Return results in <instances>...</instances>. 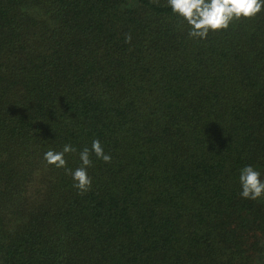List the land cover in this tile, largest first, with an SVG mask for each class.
<instances>
[{
	"label": "trees",
	"instance_id": "trees-1",
	"mask_svg": "<svg viewBox=\"0 0 264 264\" xmlns=\"http://www.w3.org/2000/svg\"><path fill=\"white\" fill-rule=\"evenodd\" d=\"M188 31L166 0H0V264H264L239 183L264 180V9ZM95 139L78 194L44 153L74 170Z\"/></svg>",
	"mask_w": 264,
	"mask_h": 264
},
{
	"label": "clouds",
	"instance_id": "clouds-1",
	"mask_svg": "<svg viewBox=\"0 0 264 264\" xmlns=\"http://www.w3.org/2000/svg\"><path fill=\"white\" fill-rule=\"evenodd\" d=\"M152 2L158 4L159 0ZM166 4L173 14L187 23L189 37L199 39H206L210 31L228 29L233 20L251 19L264 9V0H166ZM125 42H131L130 34H125ZM74 152L76 149L72 145L65 144L62 151L50 149L44 153L43 158L49 165L65 168L66 174L73 180L72 186L78 190V194H84L92 186V178L87 172L93 163L90 153L94 152L105 163H110L112 157L105 154L101 142L95 139L91 149L85 147L80 151L81 166L73 170L66 167L64 156ZM239 183L242 198L259 200L264 196V180L254 166L246 165L240 169Z\"/></svg>",
	"mask_w": 264,
	"mask_h": 264
},
{
	"label": "rangeland",
	"instance_id": "rangeland-1",
	"mask_svg": "<svg viewBox=\"0 0 264 264\" xmlns=\"http://www.w3.org/2000/svg\"><path fill=\"white\" fill-rule=\"evenodd\" d=\"M257 261H258V263L260 262L258 258H257Z\"/></svg>",
	"mask_w": 264,
	"mask_h": 264
}]
</instances>
